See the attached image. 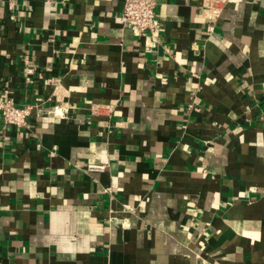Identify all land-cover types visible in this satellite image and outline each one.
I'll list each match as a JSON object with an SVG mask.
<instances>
[{
    "label": "crops",
    "instance_id": "crops-1",
    "mask_svg": "<svg viewBox=\"0 0 264 264\" xmlns=\"http://www.w3.org/2000/svg\"><path fill=\"white\" fill-rule=\"evenodd\" d=\"M0 0V264H264V0Z\"/></svg>",
    "mask_w": 264,
    "mask_h": 264
},
{
    "label": "built area",
    "instance_id": "built-area-1",
    "mask_svg": "<svg viewBox=\"0 0 264 264\" xmlns=\"http://www.w3.org/2000/svg\"><path fill=\"white\" fill-rule=\"evenodd\" d=\"M54 3L56 0H46ZM225 0H205L207 8L221 5ZM158 0H125L123 11L121 14V22L125 27H133L138 32L149 37L157 31L159 27V19L157 17L156 8ZM39 103H33L26 106H19L14 99L10 97L0 99V114L6 125L28 126L29 116L33 109Z\"/></svg>",
    "mask_w": 264,
    "mask_h": 264
}]
</instances>
